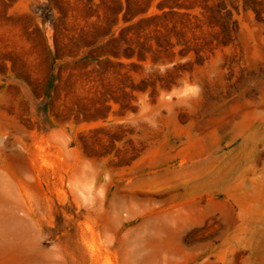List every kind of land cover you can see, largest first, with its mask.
<instances>
[{
    "label": "rangeland",
    "instance_id": "1",
    "mask_svg": "<svg viewBox=\"0 0 264 264\" xmlns=\"http://www.w3.org/2000/svg\"><path fill=\"white\" fill-rule=\"evenodd\" d=\"M0 264H264V0H0Z\"/></svg>",
    "mask_w": 264,
    "mask_h": 264
}]
</instances>
